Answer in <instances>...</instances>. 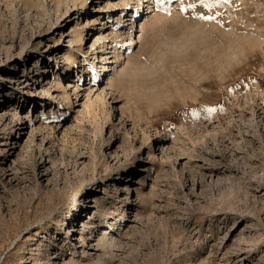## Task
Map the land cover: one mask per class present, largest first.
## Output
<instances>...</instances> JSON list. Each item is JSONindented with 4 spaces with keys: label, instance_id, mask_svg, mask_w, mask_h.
Instances as JSON below:
<instances>
[{
    "label": "rangeland",
    "instance_id": "1",
    "mask_svg": "<svg viewBox=\"0 0 264 264\" xmlns=\"http://www.w3.org/2000/svg\"><path fill=\"white\" fill-rule=\"evenodd\" d=\"M142 1L116 103L81 0H0V264H264V0Z\"/></svg>",
    "mask_w": 264,
    "mask_h": 264
},
{
    "label": "bare ground",
    "instance_id": "2",
    "mask_svg": "<svg viewBox=\"0 0 264 264\" xmlns=\"http://www.w3.org/2000/svg\"><path fill=\"white\" fill-rule=\"evenodd\" d=\"M97 1V5L99 6V12L97 13V11L96 12H92V13H90L89 11H88V6L90 5L89 3H90V1L89 0H81V3H80V9H81V14H80V19H81V17L83 18L84 17V19L86 18V22L85 23H77V26H76V28H71L72 30L70 31V32H68L67 33V36H69V44H65L64 46H70V47H72V49H70V50H68V51H65V52H63V53H61V55H62V58L64 59L63 60V62L66 64V65H69V63H71L72 61H75L76 60V58H77V55H78V53H77V50H73V47H76V45H77V43H80V44H78V46L79 47H82V48H84V44H85V40H86V42H88L89 41V39L91 40V38L92 37H94L95 36V39H94V41L92 42V44L90 45L91 47H92V49H93V52H94V54L93 55H95L94 56V58H92V59H89V61H92V64H95V62L93 63V61L95 60V59H97V57H100V62L102 63V65H100L101 66V68H102V70L104 71V73L103 74H105V76L106 75H108L110 72H113L112 74L113 75H117L116 73H117V62H121V65H120V63H119V65L120 66H123L119 71H121V73H122V77L118 80V82L116 83V82H113L112 80H109L108 81V89L110 88V95H111V97H113V99H114V101L116 102V103H118L119 101H121V99L119 98V95L118 96H116V94L114 93V90L115 89H118V87H120V84L121 85H123V84H126L127 83V80H126V77L128 76L129 77V74H128V70H130V69H128V66L130 65V64H135L134 62H133V59H132V57L130 58L129 57V55H127L129 52V50L132 48V47H134L135 45V41H134V39H133V34H132V32H131V30H129L128 29V31H123V30H118L117 31V28H115L114 26L112 27V29H110L111 31H107V29H108V26H112V25H107L106 26V24L108 23V21L106 22L103 18H100L101 16H103V15H101V14H99L100 12L101 13H107L108 14V18H112V13L111 12H113V11H116V10H118L119 11V9L121 8V14H119V16H116V18H115V21L117 20V21H119V23H121V21L123 22V17L125 16L124 14L127 12V11H129V10H127V9H131V8H133V6H135V10L137 11V12H140L141 10H140V8H143L144 6V4H143V1L142 0H96ZM145 1H147V0H145ZM158 1V0H157ZM105 2V4L104 5H102V3H104ZM151 2V1H150ZM92 3H94V0H91V4ZM141 4H142V6H141ZM90 9V8H89ZM143 10V9H142ZM68 11V9H66V11H64V13H66ZM79 12V11H78ZM63 13V14H64ZM131 13H133V12H131ZM141 13V12H140ZM95 14H99L97 17H95ZM113 14H115V13H113ZM141 14H143V12L141 13ZM115 16V15H114ZM133 15H130V17H132ZM137 16H139V13H138V15ZM104 17V16H103ZM137 18V17H136ZM135 18V19H136ZM113 20H114V17L112 18V21H110V22H113ZM133 20V19H132ZM126 21V20H125ZM128 21V20H127ZM68 23H69V21H67ZM132 23H131V28L132 29H134L133 28V21H131ZM128 24V23H127ZM130 24V23H129ZM122 25V24H121ZM101 26V27H100ZM122 26H127L126 24H123ZM141 26V30L140 31H142L143 30V26L142 25H140ZM119 28V27H118ZM87 31H90V32H87ZM107 31V32H106ZM96 34V35H95ZM109 36H111V38H109ZM117 37H119V39H118V41H119V43H120V46H117L116 45V43H113L112 45H111V42H110V40L111 39H117ZM138 37H140V36H138ZM143 37V36H142ZM121 38V39H120ZM139 39V38H138ZM113 41H117V40H113ZM95 44L97 45H99L100 46V50L99 51H97L99 48L97 47V46H95ZM113 46H115L114 48H115V50L113 51H109V49H111V48H113ZM121 47H125L124 48V50H121L122 48ZM121 48V49H120ZM121 51H120V50ZM98 52V54H97V52ZM52 52H54V50L52 51ZM82 52H85L84 50L82 51ZM60 53H58L57 52V55H59ZM127 56H126V55ZM123 55H124V57H123ZM125 56H126V58H125ZM47 57L48 58H51V57H55L56 58V56H55V54H49L48 53V55H47ZM128 57V58H127ZM48 58H46V59H48ZM86 57H84L83 59H85ZM130 58V59H129ZM42 59V61H43V58H41ZM132 59V60H131ZM96 61H98V60H96ZM55 62L56 63H58V59L56 58V60H55ZM82 62H84L83 60H82ZM86 62V61H85ZM99 62V61H98ZM43 63H45V62H42V64ZM65 65V66H66ZM84 66V65H83ZM94 66V65H93ZM132 66V65H131ZM130 68V67H129ZM136 68V67H135ZM26 69V68H25ZM119 69V68H118ZM128 69V70H127ZM133 69V68H132ZM132 69H131V71H132ZM137 69V68H136ZM37 70L38 71H41V73L43 74V73H46L47 71L46 70H43V67L42 66H39L38 68H37ZM60 69H58V71H59ZM82 70V69H81ZM126 70H127V72H126ZM37 71V72H38ZM134 71V70H133ZM129 73H131V72H129ZM39 73H37L36 75H38ZM111 74V73H110ZM25 76V75H24ZM39 76H42V75H40L39 74ZM140 76V75H139ZM34 77H36V76H34ZM33 77V78H34ZM120 77V76H119ZM130 77H131V74H130ZM9 79H10V81H14V79H15V75L14 76H9L8 77ZM38 78V77H37ZM21 79V77H19L18 79H17V82L19 81ZM109 79V78H108ZM130 79V78H129ZM132 79V78H131ZM39 79H37V81H38ZM88 81V80H90L86 75L85 76H83V78H79V81ZM35 82H36V79H35ZM34 82V83H35ZM107 82V81H106ZM23 84V86L25 87V85H28L29 84V82L28 83H26V81H24V80H22V81H20L19 82V89H20V85H22ZM41 84V82H39V85ZM107 84V83H106ZM134 84V83H133ZM129 85H131V83L129 84ZM15 86H16V83H15ZM106 87V86H105ZM130 87V86H129ZM128 86H127V90H132V87L131 88H129ZM27 88V87H26ZM0 89H2V88H0ZM137 89V88H136ZM126 90V91H127ZM139 91V90H138ZM32 92H34V91H32ZM31 92V93H32ZM132 92H134V90L132 91ZM130 94V93H129ZM51 95V94H50ZM127 95V94H126ZM4 97V99H2V100H0V105H5V104H8L9 102H10V100H7V97H5V96H3ZM129 98V97H128ZM29 98H25L24 99V101H21V103H20V105H22V102H24L25 104H27L28 102H29ZM20 105H19V107H20ZM119 110H121V114H123V115H125V109H124V106L121 104L120 105V109ZM153 154V153H152ZM151 154V152H150V156L152 155ZM152 159H154L153 157H152ZM136 161H133L132 162V164L131 165H127L125 168L128 170L129 169V172H127V173H129V175H131V174H133L134 173V170L133 169H136V167L137 166H134L133 164L135 163ZM143 163V162H142ZM142 163H140V164H142ZM136 172V171H135ZM117 177L115 178V180H117V181H120L121 180V176H120V174H117L116 175ZM136 176V175H135ZM136 178V177H135ZM127 182H130V181H128L127 180ZM122 183V182H121ZM125 186H126V188H127V192H126V195H127V197H126V199H129L130 198V193H131V189H130V186H129V184H124ZM114 188L118 191V189H117V187H115V185H114ZM124 188V187H123ZM136 193H137V199L138 198H140V196H141V192H140V188L139 187H136ZM88 197H90V196H88ZM94 201H96L97 203H99L100 201H99V199L98 198H95V199H93ZM93 200L92 199H90V202H93ZM140 200H141V198H140ZM143 202H144V200H141L140 201V204H142L143 205ZM139 203V202H138ZM91 207L93 206H95V205H90ZM89 209L90 208H88L87 210H85L84 212H85V215H83V216H81L79 219H80V221H82L83 222V220H84V218L87 216V213H89ZM113 213V212H112ZM101 221V220H100ZM96 223L97 222H93V225L94 226H96ZM99 226V225H98ZM97 226V227H98ZM83 227H86L85 226V224H83ZM94 231V230H93ZM93 231H92V233H93ZM104 233H107V232H104ZM101 241V239H99V242ZM106 241V239H104L103 240V242H105ZM100 244L101 245H103L102 244V241L100 242Z\"/></svg>",
    "mask_w": 264,
    "mask_h": 264
},
{
    "label": "snow or ice",
    "instance_id": "3",
    "mask_svg": "<svg viewBox=\"0 0 264 264\" xmlns=\"http://www.w3.org/2000/svg\"><path fill=\"white\" fill-rule=\"evenodd\" d=\"M202 2H203V0H202ZM210 6V5H209ZM208 18H211V17H208Z\"/></svg>",
    "mask_w": 264,
    "mask_h": 264
}]
</instances>
